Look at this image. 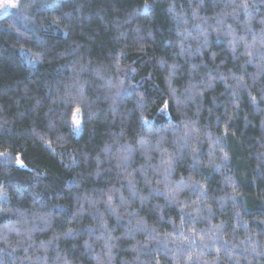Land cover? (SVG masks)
<instances>
[{
  "label": "trees",
  "instance_id": "trees-1",
  "mask_svg": "<svg viewBox=\"0 0 264 264\" xmlns=\"http://www.w3.org/2000/svg\"><path fill=\"white\" fill-rule=\"evenodd\" d=\"M0 264H264V0L0 15Z\"/></svg>",
  "mask_w": 264,
  "mask_h": 264
},
{
  "label": "rangeland",
  "instance_id": "rangeland-1",
  "mask_svg": "<svg viewBox=\"0 0 264 264\" xmlns=\"http://www.w3.org/2000/svg\"><path fill=\"white\" fill-rule=\"evenodd\" d=\"M18 0H0V15L11 11ZM80 128V117L77 111L73 113V129L78 131Z\"/></svg>",
  "mask_w": 264,
  "mask_h": 264
},
{
  "label": "snow or ice",
  "instance_id": "snow-or-ice-1",
  "mask_svg": "<svg viewBox=\"0 0 264 264\" xmlns=\"http://www.w3.org/2000/svg\"><path fill=\"white\" fill-rule=\"evenodd\" d=\"M145 7H147V4H145ZM19 163V161H17Z\"/></svg>",
  "mask_w": 264,
  "mask_h": 264
}]
</instances>
